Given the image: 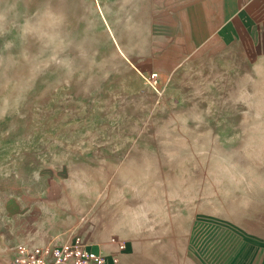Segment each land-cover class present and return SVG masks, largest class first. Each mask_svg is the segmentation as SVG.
<instances>
[{
  "label": "rangeland",
  "instance_id": "rangeland-1",
  "mask_svg": "<svg viewBox=\"0 0 264 264\" xmlns=\"http://www.w3.org/2000/svg\"><path fill=\"white\" fill-rule=\"evenodd\" d=\"M97 4L0 0V264L113 237L122 264H264V58L161 82Z\"/></svg>",
  "mask_w": 264,
  "mask_h": 264
},
{
  "label": "crops",
  "instance_id": "crops-1",
  "mask_svg": "<svg viewBox=\"0 0 264 264\" xmlns=\"http://www.w3.org/2000/svg\"><path fill=\"white\" fill-rule=\"evenodd\" d=\"M93 1L114 32L125 23L153 39L138 56L161 82L214 65L237 73L238 65L252 68L254 58H264V0Z\"/></svg>",
  "mask_w": 264,
  "mask_h": 264
},
{
  "label": "built area",
  "instance_id": "built-area-1",
  "mask_svg": "<svg viewBox=\"0 0 264 264\" xmlns=\"http://www.w3.org/2000/svg\"><path fill=\"white\" fill-rule=\"evenodd\" d=\"M111 245L114 252L110 255L93 250L81 240L74 244L26 245L19 247L7 264H122L126 242L113 237Z\"/></svg>",
  "mask_w": 264,
  "mask_h": 264
}]
</instances>
